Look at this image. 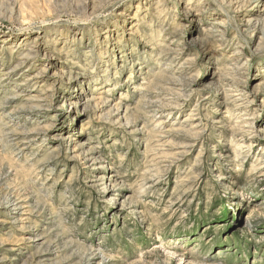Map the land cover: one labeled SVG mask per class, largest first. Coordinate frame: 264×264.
I'll use <instances>...</instances> for the list:
<instances>
[{"label":"rangeland","instance_id":"obj_1","mask_svg":"<svg viewBox=\"0 0 264 264\" xmlns=\"http://www.w3.org/2000/svg\"><path fill=\"white\" fill-rule=\"evenodd\" d=\"M159 2L0 0V264H264V0Z\"/></svg>","mask_w":264,"mask_h":264},{"label":"bare ground","instance_id":"obj_2","mask_svg":"<svg viewBox=\"0 0 264 264\" xmlns=\"http://www.w3.org/2000/svg\"><path fill=\"white\" fill-rule=\"evenodd\" d=\"M160 4H162L163 2H162V0H160V2H159ZM189 10H190V8H189ZM187 16H189L190 15V12L189 11H187ZM38 18V17H37ZM36 18V19H37ZM255 21L252 19V18H248L247 20H246V23L247 24H249V25H251L252 23H254ZM214 23H216V22H214ZM221 23H217V25H220ZM222 26V25H221ZM211 32H215V30L214 29H212V30H210ZM46 32V31H45ZM216 32H218V31H216ZM40 35V34H39ZM174 37H177L178 35L177 34H175V35H173ZM24 39V38H23ZM9 38H2L1 40H0V43L1 44H3L2 45V47H0V49L2 48V49H4V45H7V44H9ZM27 40V39H26ZM38 40V39H37ZM36 40V41H37ZM38 42V41H37ZM199 42V40L198 39H192L189 43H191V44H196V43H198ZM15 45V44H14ZM26 45V44H25ZM31 48V47H30ZM36 48V46H34L33 48H31V49H29V51H27L24 55H23V58L21 59L22 61L18 64V65H16V67L14 68V69H12L11 70V72H15L14 70H18L21 66L23 67V65H24V63H27V62H29V60L31 59V58H34V56H35V54H34V49ZM170 51H175V49L173 48V47H167V50H166V55H171L172 53H174V52H170ZM56 54H59L57 51H55V50H47L45 53H44V55L45 56H47L48 58H50V59H53V58H55L57 55ZM240 54V53H239ZM45 56H43V58H45ZM57 58H58V56H57ZM61 58V57H60ZM57 60H55V62H56ZM59 61V60H58ZM79 64H80V62H78V61H74V62H72V64H71V67H67V68H65L64 70L62 69V70H60L59 71V73H57V75H55V77H54V82H55V84H60V90H61V88H63V86L61 85V84H63V82H61V80H63L62 78L67 74V70L68 69H70V68H78L79 69ZM53 66H55V64H52V66L51 67H53ZM71 70V69H70ZM165 70H166V68H165ZM43 71H44V69H43ZM69 73V72H68ZM9 74H10V72H9ZM41 76V73H38L36 76H30L28 79H26V80H24V84L26 85V86H29V85H31L30 87H35L37 84H40V79L42 78V77H40ZM38 79V80H37ZM15 83V82H14ZM76 83V82H75ZM17 84V83H16ZM15 84V85H16ZM18 86V85H17ZM20 86V85H19ZM21 86H22V84H21ZM100 86V85H99ZM96 87V86H95ZM98 88V87H97ZM21 97H23V96H21ZM76 98V100L77 101H75V102H72L71 104H70V107H69V109H75L74 108V105H78V104H82V105H84L85 107H87V105L89 104V100H87V97L86 96H84V97H79V96H77V97H75ZM17 99V96L15 95V96H12V98H10V99H8L9 101L8 102H10V101H13V100H16ZM172 100H170L168 103H170ZM8 102H6V103H8ZM43 107L41 106V107H39V109H42ZM13 117V116H12ZM25 134L26 133H19V134H17V135H13V136H25ZM5 135V134H4ZM5 136H7V135H5ZM70 141V140H72V138L70 137V135H68V137H66V139H65V141ZM74 141V140H73ZM103 177H105V174L103 175ZM26 207L25 206H22V204H21V202L19 201V200H14V201H9L8 202V204H7V211H8V214H12L14 211H17V210H19V211H24V209H25ZM23 214H25V213H21V215L20 216H22ZM9 216V215H8ZM20 216H17V217H20ZM14 220H15V222H18V220H17V218L15 217L14 218ZM91 249H93V248H90V250ZM181 250H182V248H181ZM180 249H178V248H176V247H173V248H171V250L169 251V253L170 254H173V255H177V254H180L181 253V256H183V257H193L194 256V253L193 252H191V251H189L188 253L186 252L187 250H184L183 249V251H181ZM99 251V250H98ZM193 251V250H192ZM185 253V254H184ZM198 264H211L210 263V260H202V261H200Z\"/></svg>","mask_w":264,"mask_h":264}]
</instances>
